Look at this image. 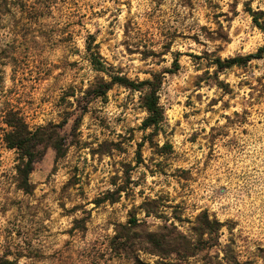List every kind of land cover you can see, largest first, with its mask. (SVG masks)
<instances>
[{
    "label": "rangeland",
    "instance_id": "rangeland-1",
    "mask_svg": "<svg viewBox=\"0 0 264 264\" xmlns=\"http://www.w3.org/2000/svg\"><path fill=\"white\" fill-rule=\"evenodd\" d=\"M249 8L264 0H0V264H264V57L217 67L264 45ZM157 74L156 127L145 89L94 92ZM10 112L68 145L45 151L31 193Z\"/></svg>",
    "mask_w": 264,
    "mask_h": 264
},
{
    "label": "trees",
    "instance_id": "trees-1",
    "mask_svg": "<svg viewBox=\"0 0 264 264\" xmlns=\"http://www.w3.org/2000/svg\"><path fill=\"white\" fill-rule=\"evenodd\" d=\"M248 11L254 25L264 34V11H254L251 8ZM95 42V37L90 36L86 50L94 69L98 72L105 73L107 72V68L100 54V47ZM263 57L264 45L256 54L226 60L219 59L217 61V67L221 72L234 66H243L253 59H261ZM179 69L180 64L177 56L174 62L173 72ZM163 79V74H157L151 80L136 84L126 77L113 76L109 82L101 81L94 92L98 97H105L108 91L115 85L125 86L133 90L145 89L141 101L143 108L148 113V117L144 121V127L148 129L158 126L164 120V109L160 104L159 98ZM5 124L7 129L4 131V142L7 148L16 151L17 154L16 179L18 187L25 193H31L33 191V184L30 176L34 172L36 164L43 158L45 151L51 147L55 150L57 159H62L67 153L68 145L57 130L58 126L56 125L49 124L31 129L24 118L16 112H10L6 115Z\"/></svg>",
    "mask_w": 264,
    "mask_h": 264
}]
</instances>
